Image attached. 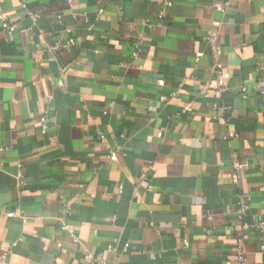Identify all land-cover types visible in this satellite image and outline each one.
I'll list each match as a JSON object with an SVG mask.
<instances>
[{
    "label": "crops",
    "instance_id": "1",
    "mask_svg": "<svg viewBox=\"0 0 264 264\" xmlns=\"http://www.w3.org/2000/svg\"><path fill=\"white\" fill-rule=\"evenodd\" d=\"M0 14V264H264V0Z\"/></svg>",
    "mask_w": 264,
    "mask_h": 264
},
{
    "label": "built area",
    "instance_id": "2",
    "mask_svg": "<svg viewBox=\"0 0 264 264\" xmlns=\"http://www.w3.org/2000/svg\"><path fill=\"white\" fill-rule=\"evenodd\" d=\"M166 5H170L171 4V0H164ZM22 6L24 8L27 7V4L25 2L22 3ZM38 17V14H33V18L36 19ZM0 20L2 22V25L9 29L10 31H15L17 29V26L13 23H11V21L9 20V17L7 15L4 14H0ZM220 22L215 21L213 23V27L209 30L208 32V39L209 41H213L217 35V28L219 26ZM73 41L69 42V44H72ZM140 44L141 41L137 42L135 44V49L132 52V56L133 57H137L140 51ZM58 46H54V49H57ZM215 73H216V82H217V86L219 88L220 91H225L228 88L229 85V81L231 79V74L229 71L225 70V68L223 67V65L221 63H217L215 66ZM240 91L244 94H248L251 91H255L258 94H260L261 96L264 97V78L259 79L255 84H253V86H248V85H243L240 87ZM238 134L234 131L229 132L228 134V138H237ZM108 158L110 160H115L117 158V152L115 150H111L109 152ZM101 167H103L101 165ZM245 166L243 164H237V171L235 172V174L233 175V181L234 182H238L241 177L242 174L244 172ZM81 191H82V195H85V191H84V185L81 184L80 185ZM245 208L242 207L241 208V212L244 210ZM68 210V206L65 205L64 206V211L66 212ZM209 219L212 218L211 214H208ZM252 227L259 230L260 232L264 233V221H258L252 224ZM64 229H69V230H73L72 226L65 224L63 226ZM244 242L243 240L240 241L239 243V249H238V260L235 264H246L245 261V251H244ZM5 255H2L0 257V263L3 262ZM88 257L90 258L91 255H88Z\"/></svg>",
    "mask_w": 264,
    "mask_h": 264
}]
</instances>
